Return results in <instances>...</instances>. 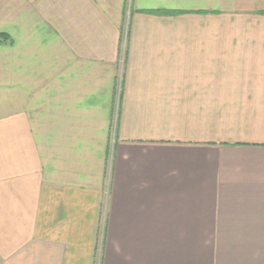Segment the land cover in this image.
Returning a JSON list of instances; mask_svg holds the SVG:
<instances>
[{
	"label": "crops",
	"instance_id": "obj_1",
	"mask_svg": "<svg viewBox=\"0 0 264 264\" xmlns=\"http://www.w3.org/2000/svg\"><path fill=\"white\" fill-rule=\"evenodd\" d=\"M0 264H264V0H0Z\"/></svg>",
	"mask_w": 264,
	"mask_h": 264
},
{
	"label": "trees",
	"instance_id": "obj_2",
	"mask_svg": "<svg viewBox=\"0 0 264 264\" xmlns=\"http://www.w3.org/2000/svg\"><path fill=\"white\" fill-rule=\"evenodd\" d=\"M159 12H162V11H158L157 13H159Z\"/></svg>",
	"mask_w": 264,
	"mask_h": 264
}]
</instances>
